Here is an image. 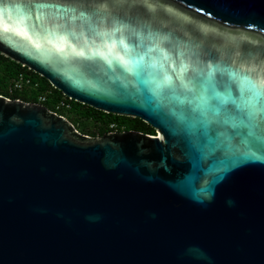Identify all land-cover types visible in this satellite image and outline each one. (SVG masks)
Listing matches in <instances>:
<instances>
[{
  "label": "water",
  "instance_id": "1",
  "mask_svg": "<svg viewBox=\"0 0 264 264\" xmlns=\"http://www.w3.org/2000/svg\"><path fill=\"white\" fill-rule=\"evenodd\" d=\"M0 12V55L155 131L91 137L0 96V264H264V119L250 156L230 135L247 129L208 135L128 71L132 50L173 82L211 66L259 83L264 0H0Z\"/></svg>",
  "mask_w": 264,
  "mask_h": 264
},
{
  "label": "snow or ice",
  "instance_id": "2",
  "mask_svg": "<svg viewBox=\"0 0 264 264\" xmlns=\"http://www.w3.org/2000/svg\"><path fill=\"white\" fill-rule=\"evenodd\" d=\"M5 14L0 12V18ZM10 19V17H8ZM91 28L92 25L89 24ZM3 32L14 31L18 35L27 36V32H20L19 28H12L8 23L3 25ZM30 38V37H29ZM123 43V41H121ZM37 48L39 44L35 45ZM139 47V45H137ZM139 53L129 50V62L133 64L128 71L136 77L147 74L155 90L159 92L167 89L172 100L181 105V117L192 120L203 119L207 122L206 133L222 134L224 125L230 124L233 129H247V134L240 131L230 133L233 140L239 138V145L246 153L254 155L252 144L255 140L253 129L257 127V117L264 119V76L259 83L249 78H241L235 73H225L219 68H193L182 66L175 82L168 76L160 77L150 64L137 61ZM142 59V58H141Z\"/></svg>",
  "mask_w": 264,
  "mask_h": 264
},
{
  "label": "trees",
  "instance_id": "3",
  "mask_svg": "<svg viewBox=\"0 0 264 264\" xmlns=\"http://www.w3.org/2000/svg\"><path fill=\"white\" fill-rule=\"evenodd\" d=\"M19 74L30 77L32 87L9 94L8 86L11 80ZM34 84L37 86L34 87ZM43 93L46 94L47 98L42 105L52 111L53 102L64 97L60 91L53 88L43 77L0 55V96L19 99L24 102H37V96ZM64 98L71 104V108L67 112L60 111L58 114L66 117L84 135L91 137L101 136L111 131L109 128L111 124H114L116 131L136 130L148 135L155 134L154 129L140 119L131 118L132 121H127L129 117L107 114L66 97ZM88 122H91L92 126H89Z\"/></svg>",
  "mask_w": 264,
  "mask_h": 264
},
{
  "label": "built area",
  "instance_id": "4",
  "mask_svg": "<svg viewBox=\"0 0 264 264\" xmlns=\"http://www.w3.org/2000/svg\"><path fill=\"white\" fill-rule=\"evenodd\" d=\"M37 85L34 84V87ZM32 87V83L30 80V77L24 75V74H19L17 77L13 78L8 86V93L11 94L12 92L15 91H22L25 88H30ZM65 97V96H64ZM62 97L60 100L56 101L53 106V112L58 114L60 111L67 112L71 108V104L64 98ZM8 98V97H6ZM46 94H40L37 96V103L38 104H43L46 101ZM10 99V98H8ZM110 132H114L115 126L114 124L109 125Z\"/></svg>",
  "mask_w": 264,
  "mask_h": 264
},
{
  "label": "rangeland",
  "instance_id": "5",
  "mask_svg": "<svg viewBox=\"0 0 264 264\" xmlns=\"http://www.w3.org/2000/svg\"><path fill=\"white\" fill-rule=\"evenodd\" d=\"M52 99H53V98H52ZM53 103H55V101H54ZM127 121H132V119L129 118V120L127 119ZM88 125H89V126H92V123H91V122H88Z\"/></svg>",
  "mask_w": 264,
  "mask_h": 264
},
{
  "label": "flooded vegetation",
  "instance_id": "6",
  "mask_svg": "<svg viewBox=\"0 0 264 264\" xmlns=\"http://www.w3.org/2000/svg\"><path fill=\"white\" fill-rule=\"evenodd\" d=\"M119 131H123V130H119Z\"/></svg>",
  "mask_w": 264,
  "mask_h": 264
}]
</instances>
